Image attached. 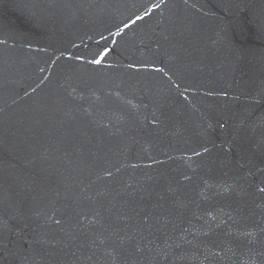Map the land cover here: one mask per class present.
Here are the masks:
<instances>
[{
	"label": "water",
	"instance_id": "95a60500",
	"mask_svg": "<svg viewBox=\"0 0 264 264\" xmlns=\"http://www.w3.org/2000/svg\"><path fill=\"white\" fill-rule=\"evenodd\" d=\"M0 264H264V0H0Z\"/></svg>",
	"mask_w": 264,
	"mask_h": 264
}]
</instances>
